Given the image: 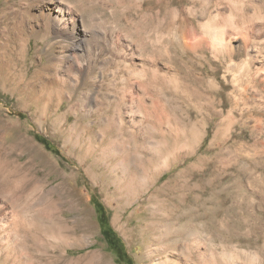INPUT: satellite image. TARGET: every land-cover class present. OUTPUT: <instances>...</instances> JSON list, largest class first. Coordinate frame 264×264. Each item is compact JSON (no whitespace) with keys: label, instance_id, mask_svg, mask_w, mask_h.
I'll use <instances>...</instances> for the list:
<instances>
[{"label":"rangeland","instance_id":"374dc122","mask_svg":"<svg viewBox=\"0 0 264 264\" xmlns=\"http://www.w3.org/2000/svg\"><path fill=\"white\" fill-rule=\"evenodd\" d=\"M38 1L0 0V44ZM64 3L89 70L39 24L22 66L0 51V264H153L167 226L188 264H264V0Z\"/></svg>","mask_w":264,"mask_h":264},{"label":"bare ground","instance_id":"6f19581e","mask_svg":"<svg viewBox=\"0 0 264 264\" xmlns=\"http://www.w3.org/2000/svg\"><path fill=\"white\" fill-rule=\"evenodd\" d=\"M35 11L36 12L33 13L27 12L30 13L32 25L26 23L27 21L24 18L25 14L18 10L10 11L7 14L5 13L9 20L5 27L9 37L4 40V43L0 44L4 67L6 69H14L17 66H22L21 61L26 43L23 29L28 25L27 28L29 33L33 35L34 27H36V24H39L44 30V33L40 36L41 38L49 39L50 35H53L52 37H54L56 44L63 48H68V51L64 52L65 55L63 57L68 59V61L70 60V65L68 66L69 71H76L81 75L83 72L89 70L91 65L88 64L86 67L83 57L85 55H90L93 52L92 49L98 51V49H96L97 42H94L92 45H86V36H88L89 30L92 29H90L92 24L88 22L87 27L89 28L83 27L85 22L84 18L75 13L72 7L66 5L64 0H39L35 6ZM10 32H14V36H10ZM95 40H97V38L92 41ZM82 48L87 54L84 53L81 56V51L79 53L78 51ZM100 53L98 54L100 55ZM72 79H74V77ZM77 79L78 78H76V80ZM166 230H161L160 233L154 234L156 243L153 249L148 253L149 257L154 261L153 264H188L193 257V243L195 244L196 242L193 231L177 230L169 226L166 227Z\"/></svg>","mask_w":264,"mask_h":264},{"label":"trees","instance_id":"16d2710c","mask_svg":"<svg viewBox=\"0 0 264 264\" xmlns=\"http://www.w3.org/2000/svg\"><path fill=\"white\" fill-rule=\"evenodd\" d=\"M35 139L41 144V145H43L44 147H45V149L46 150H48V151H50V152H52V153H54V154H56V155H60V152H59V150L50 142V141H48L46 138H44V137H42L41 135H35ZM94 205H95V208H96V211H97V213H98V222H99V225H100V229H101V233H102V235L105 237V233H103V230H102V220H101V217H103L104 216V210H103V207H102V205L100 204V203H98V202H95L94 203ZM109 226V225H108ZM109 228V230H111L112 231V228L109 226L108 227ZM123 250L121 249V252H122Z\"/></svg>","mask_w":264,"mask_h":264},{"label":"flooded vegetation","instance_id":"af4514ba","mask_svg":"<svg viewBox=\"0 0 264 264\" xmlns=\"http://www.w3.org/2000/svg\"><path fill=\"white\" fill-rule=\"evenodd\" d=\"M101 220L103 221L102 222V230H103V233H106L107 232L109 234V236H111V232L109 231V228H108L109 226H108V223H107L105 217L104 216L101 217Z\"/></svg>","mask_w":264,"mask_h":264}]
</instances>
